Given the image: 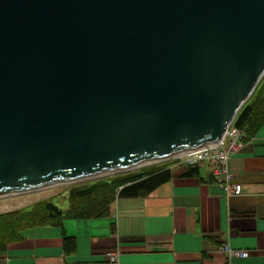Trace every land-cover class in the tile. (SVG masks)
<instances>
[{
	"label": "water",
	"instance_id": "1",
	"mask_svg": "<svg viewBox=\"0 0 264 264\" xmlns=\"http://www.w3.org/2000/svg\"><path fill=\"white\" fill-rule=\"evenodd\" d=\"M264 77V0H0V198L219 141Z\"/></svg>",
	"mask_w": 264,
	"mask_h": 264
},
{
	"label": "crops",
	"instance_id": "2",
	"mask_svg": "<svg viewBox=\"0 0 264 264\" xmlns=\"http://www.w3.org/2000/svg\"><path fill=\"white\" fill-rule=\"evenodd\" d=\"M228 171L240 195L228 197L207 163L197 176L177 170L147 196L117 198L108 216L25 229L0 264H109L110 250L119 264H264V120ZM224 243L249 255L230 258Z\"/></svg>",
	"mask_w": 264,
	"mask_h": 264
},
{
	"label": "trees",
	"instance_id": "3",
	"mask_svg": "<svg viewBox=\"0 0 264 264\" xmlns=\"http://www.w3.org/2000/svg\"><path fill=\"white\" fill-rule=\"evenodd\" d=\"M264 120V77L257 85L252 97L242 107L235 125L246 129L251 135L255 127ZM173 163L151 165L137 171L94 180L76 185L68 190L66 209L53 201L39 202L29 209L14 210L0 214V253L11 242L18 241L22 232L41 225L62 226L66 219H92L108 216L111 205L117 198L144 197L160 185L170 181L174 171L181 176L199 175L197 166L171 167ZM68 239V238H67Z\"/></svg>",
	"mask_w": 264,
	"mask_h": 264
},
{
	"label": "built area",
	"instance_id": "4",
	"mask_svg": "<svg viewBox=\"0 0 264 264\" xmlns=\"http://www.w3.org/2000/svg\"><path fill=\"white\" fill-rule=\"evenodd\" d=\"M235 122L236 118H234L222 138L216 143L177 154L167 162L173 163L171 167L197 166L207 163L211 168L213 179L220 184L228 197L240 195L242 193V186L235 182V178L228 171V167L232 156L242 146L244 137H246V129L236 126ZM221 248L230 258L247 257L249 255L248 251L232 248L227 243L222 244ZM106 256L109 264H119L120 253L117 250L108 251Z\"/></svg>",
	"mask_w": 264,
	"mask_h": 264
},
{
	"label": "rangeland",
	"instance_id": "5",
	"mask_svg": "<svg viewBox=\"0 0 264 264\" xmlns=\"http://www.w3.org/2000/svg\"><path fill=\"white\" fill-rule=\"evenodd\" d=\"M166 162L167 161L159 162L156 164L166 163ZM153 165H155V164H153ZM149 166H151V165L144 166V167L132 170V171H137L139 169L146 168ZM132 171H128V172H132ZM202 172H204L203 169H202ZM125 173H127V172H125ZM120 174H123V173H120ZM116 175H118V174H114L111 176H105L102 178H108V177H112V176H116ZM102 178H97V179H93L90 181H82V182H77V183H72V184H67V185H61V186H57V187H52V188L36 191L33 193H29V194L0 198V214L10 212V211H14V210L29 209L33 205H35L36 203L45 202V201H53L59 207L66 209L69 205V201L67 200L68 190L71 187L76 186V185H81L84 183H88V182H91L94 180L102 179Z\"/></svg>",
	"mask_w": 264,
	"mask_h": 264
},
{
	"label": "bare ground",
	"instance_id": "6",
	"mask_svg": "<svg viewBox=\"0 0 264 264\" xmlns=\"http://www.w3.org/2000/svg\"><path fill=\"white\" fill-rule=\"evenodd\" d=\"M171 158H169V159H167V160H165V161H168V160H170Z\"/></svg>",
	"mask_w": 264,
	"mask_h": 264
}]
</instances>
